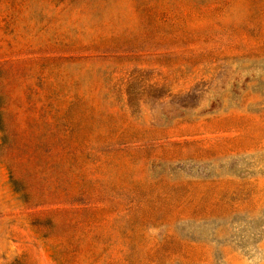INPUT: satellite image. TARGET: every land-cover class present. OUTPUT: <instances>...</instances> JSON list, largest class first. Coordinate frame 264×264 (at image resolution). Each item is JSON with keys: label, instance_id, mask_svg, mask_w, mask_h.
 Here are the masks:
<instances>
[{"label": "rangeland", "instance_id": "1", "mask_svg": "<svg viewBox=\"0 0 264 264\" xmlns=\"http://www.w3.org/2000/svg\"><path fill=\"white\" fill-rule=\"evenodd\" d=\"M0 264H264V0H0Z\"/></svg>", "mask_w": 264, "mask_h": 264}]
</instances>
